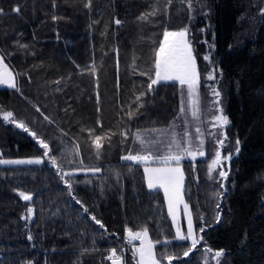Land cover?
I'll return each mask as SVG.
<instances>
[{"label": "trees", "instance_id": "16d2710c", "mask_svg": "<svg viewBox=\"0 0 264 264\" xmlns=\"http://www.w3.org/2000/svg\"><path fill=\"white\" fill-rule=\"evenodd\" d=\"M190 2L191 10L189 0H0V54L17 78V88L0 90V158L44 161L0 166V264H112V249L121 264H139L129 229L147 230L160 264H169L165 253L177 257L172 264H201L205 247L223 250L219 264H264V0ZM153 5L156 15L138 19ZM184 28L199 54L210 46L230 118L226 151H234L221 183L210 179L211 158L185 166L200 238L188 256L191 241L175 239L163 194L148 188L141 165L122 159L137 130L177 117L178 83L147 86L164 31ZM199 68L209 70L202 56ZM137 97L143 107L129 119ZM7 111L49 144L48 157L3 120ZM94 135L104 137L99 159Z\"/></svg>", "mask_w": 264, "mask_h": 264}, {"label": "snow or ice", "instance_id": "6c2138e0", "mask_svg": "<svg viewBox=\"0 0 264 264\" xmlns=\"http://www.w3.org/2000/svg\"><path fill=\"white\" fill-rule=\"evenodd\" d=\"M159 0H157V3ZM183 2V0H182ZM167 3L170 5L172 3V0H167ZM91 6V0H88V3L85 5V7ZM188 7L191 10V2L189 0ZM14 11L17 13L20 11L19 7L15 8ZM159 11L158 8H156L155 5L152 6V11L150 13H144L138 19L142 21H146L149 19V16H154ZM3 10L0 9V13H2ZM53 19H56V17H53ZM116 24H120L121 21L118 19L115 21ZM187 33L188 29L184 28L179 31H167L165 30L163 33V41L160 42L158 49L155 52V60H154V77H150V83L148 84V90L151 91L153 89V85H157L161 82L166 81H174L178 82L180 86H186L187 89V100L188 104L187 107L191 110V114L194 118H199V113L201 111V100H200V94H199V84H200V73L198 71L197 67V61L196 56L193 53V48L191 45V42L187 39ZM205 60H209V56L204 57ZM4 57L0 55V84H7L11 88H17V85L15 83V77L13 74L8 71V66L3 63ZM213 71H217L214 69ZM142 75H146L147 73H141ZM207 79L214 80L215 76L212 73H209L207 76ZM213 95L217 98L214 102V106L218 105L220 103L219 97L220 92L216 89H212ZM141 96L144 95L143 92L140 93ZM136 109L135 111H128L126 112V115L129 119H132L138 112L139 108L143 107V104L140 103V98H136ZM3 110H0L2 112ZM37 111L39 109L37 108ZM99 111V109H97ZM180 111L183 113L186 111V107L184 102L182 101V105L180 108ZM219 115H216L213 117L214 121L218 125H227L229 123L228 117L223 114V109L219 108ZM45 120H49V117L45 116ZM3 120L8 121L10 123L16 124L17 127L23 128L25 132H29L33 138H35L40 147L45 149L44 156L48 157L49 152L51 149L49 148V144L45 142L43 139H41L39 136H37V133L34 131H30V129L22 122L17 121L14 118V114L11 111L3 112ZM99 123V121L97 122ZM174 125H169L168 129H145V130H137L135 133L134 139L139 144L140 148L144 150L145 154H141V151H136L135 154L130 150L129 153L122 157L125 161H132L135 163H147L149 160H157L161 163L162 166L160 167H145L144 173L147 180V186L149 189H156V188H162L164 190V195L168 203V211L169 215L172 216L173 222H176V216H177V208L181 203H183V198L181 195L182 187H183V171L179 167V162L181 160V154L180 153H187L189 156L193 157L195 159V156L198 154L200 156H205L206 153L203 150V140L200 141V145L196 149V151H191L189 147H182L181 146V140L177 139V134L174 130ZM94 132V130H92ZM197 133L200 132V129H196ZM153 133L157 134H169L171 135V139L167 143L166 147L169 149L168 154L163 156H154L152 150L145 149V144L149 145H156L160 144L161 141L158 139H152L151 135ZM122 135L127 139V132L122 133ZM185 137L188 136V133L185 132L183 134ZM103 140L104 137L101 135H94L92 136V145L96 149V157L99 159L101 155V149L103 148ZM190 143V142H189ZM217 143L220 146H223L224 141L218 140ZM237 145L239 144V141H236ZM175 147L179 151L177 153H173L171 149ZM78 150V146H77ZM158 151V149H157ZM237 152H239V148L236 149ZM78 154V151H77ZM231 158V154L227 156H222V153L217 150L214 153V158L212 159L211 164L209 165V173L214 171L218 166H221L222 160H229ZM44 161L41 158H34V159H28V160H14V161H0V163H13V164H41ZM51 164L53 166L56 165V158L51 157L50 160ZM170 162H175L176 166H171ZM83 164V161L80 162ZM84 170V169H81ZM88 171H91L93 173L99 172L100 168L96 166H89L87 168ZM59 174V173H58ZM73 173H64V175H72ZM219 175L221 177H227V172L220 171ZM61 179H63V176H61ZM65 184L67 185L69 189V194L71 195V188L72 183L70 181H65ZM18 195L25 201H31L32 195L25 193L23 191H20ZM76 199L75 197H73ZM78 204H81L83 207V204L80 200H76ZM184 210L185 214L188 216L187 219V232L186 234L181 231V228L179 224L176 225V237L175 239L180 241H191V245L188 248L187 251L183 253L184 256H188L189 253L197 247V244L200 243V239L197 238V234L193 230V221L191 215L188 213V205L184 204ZM33 208L29 207L27 208V212L29 214L33 213ZM84 211H88L87 208H84ZM93 220L97 224H100V226L103 228L104 225L96 219L95 216L92 217ZM200 231L202 232L203 229L201 228ZM128 237L129 240H135L139 239L141 240V246L137 249V252L140 257V264H160V260L157 259L156 254L153 251L154 244L151 240H146L147 237V230H142L141 232H133L131 229L128 230ZM29 239H32L31 236L28 237ZM202 239V238H201ZM159 243V241H157ZM209 252L212 251V249H208ZM166 256L167 260L169 261V264H171L172 260L177 258L173 255H167L166 253L163 254ZM223 255V250H217L214 253V256L216 258ZM109 260L112 261V264H121L120 257L117 256L116 249L111 250V254L108 257Z\"/></svg>", "mask_w": 264, "mask_h": 264}, {"label": "rangeland", "instance_id": "374dc122", "mask_svg": "<svg viewBox=\"0 0 264 264\" xmlns=\"http://www.w3.org/2000/svg\"><path fill=\"white\" fill-rule=\"evenodd\" d=\"M174 31V30H173ZM179 31V30H177ZM187 39L191 42L192 48H193V53L196 56V61H197V67H198V71L200 73V84H199V94H200V100H201V111L199 113V118H194L191 114V110L187 107L188 104V100H187V89L186 86H179V93H180V104L182 105V101L185 104L186 107V111L185 112H181L180 108L179 111L177 113V117L176 119L170 123L169 125H174V131L179 134L177 136V139L181 140V146L182 147H189V149L191 151H196V149L198 148V146L200 145V141L203 140V150L206 153L205 156H200V155H196L195 159H193V157L189 156L187 153H180L181 154V160L179 162V167L182 169L183 171V187H182V198H183V203H181L179 205V207L177 208L176 212H177V216H176V222H173V227H174V232L176 233V225L179 224L181 231L184 232L186 234L187 232V219L188 216L185 214V210H184V204L188 205V213L191 215L192 217V221H193V230L195 232V219H194V213L192 208H190L189 203L187 201V196H186V188H187V173L185 171V166L187 165V163H194L196 164L198 161H201V159H206V158H214V153L219 150L222 153V156H227L229 154H231V156L233 155V152H228L226 151V148H229V138L227 137V131L228 128L230 127V118L229 115L227 114V106H225V100H224V92L221 90H218V83H217V72L218 71H213L214 69H216L214 67V60H213V56H212V52L209 51L210 46L208 45V43L205 42V44L207 45V51L205 53H201L199 54V48L196 47L193 43V38L192 36L189 34V32L187 33ZM163 41V40H162ZM2 55V54H0ZM199 56H202L203 58L205 56H209V60H205L206 62V66L209 69L207 73L202 74L201 72V68H199ZM4 64L5 63V59L3 61ZM7 65V64H6ZM8 66V71H10L13 76L15 77L14 71L13 69L10 68L9 65ZM0 68H2V66H0ZM217 70V69H216ZM209 73H212L215 76L214 80H209L207 79V76L209 75ZM202 75H204V78L202 77ZM205 84H204V82ZM166 82H170V83H175L174 81H166ZM15 83L17 85V78L15 77ZM163 83V82H161ZM178 83V82H176ZM3 88L5 89H13L11 87H9L7 84H0V90H2ZM216 89L220 92V103L218 105L214 106V102L216 101V97L213 95L212 93V89ZM222 108L223 109V114L226 115L228 117L229 123L227 125H218L213 117L216 115H219V111L218 109ZM169 126L165 127V128H154V129H168ZM199 128L200 132L197 133L196 129ZM187 132L188 136H184L183 134ZM135 136V135H134ZM152 139H158L161 141L160 144H156V145H149V144H145V149H151L153 152L154 156H163L168 154L169 149L166 147L167 143L169 142V140L171 139V135L170 133L165 135V134H157V133H153L151 135ZM218 140H223L224 144L223 146H220L217 141ZM134 141V149H132V151H134L133 154H135L136 151H141V154H145L144 150H142L139 146V144L135 141V139L133 138ZM190 142V143H189ZM158 149V151H157ZM234 149V148H233ZM171 151L175 154L177 153L179 150L176 149L175 147H173L171 149ZM30 159V158H28ZM26 159V160H28ZM14 160H18V159H12V158H0V161H14ZM132 162V161H129ZM135 163V162H133ZM171 166L175 167L176 164L175 162H170ZM135 164H139L142 166L143 170L145 167H151V168H155V167H160L162 166L161 163L157 160H149L147 163H135ZM229 162L228 160H222V164L221 166H218L214 171H212L210 173V179L214 182H222L224 180L225 177H221L219 175L220 171H225L228 174V165ZM5 165H17V164H13V163H0V166H5ZM23 165H28L27 163H23ZM82 171V170H80ZM84 171V170H83ZM209 172V171H208ZM67 173H74V172H67ZM75 175V174H72ZM70 175V176H72ZM145 175V173H144ZM146 185H147V180H146ZM150 190H159L163 196L164 195V190L162 188H156V189H150ZM166 199V198H165ZM166 204H167V209H168V203L166 200ZM169 214V211H168ZM170 216V215H169ZM171 220L173 221L172 216H170ZM196 233V232H195ZM197 234V233H196ZM198 236V235H197ZM198 238V237H197ZM200 239V238H198ZM146 240H150V236L147 233V237ZM180 241V240H179ZM200 243H198L197 245H199ZM141 246V240L139 241V244L135 247V254L138 257V262L140 264V257L139 254L137 252V249L140 248ZM153 251L155 253V247L153 248ZM214 251L209 252L208 248L205 247V249H203V251L201 252V256H200V261L201 264H219L222 260V258L224 257V253L223 255H221L220 257L216 258L214 256ZM169 261L167 260V263ZM174 262V259L172 260L171 264Z\"/></svg>", "mask_w": 264, "mask_h": 264}]
</instances>
